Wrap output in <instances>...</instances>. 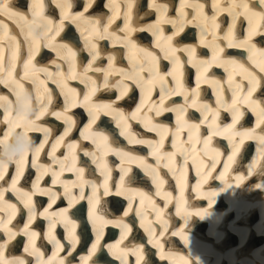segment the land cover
I'll return each instance as SVG.
<instances>
[{"label":"bare ground","instance_id":"obj_1","mask_svg":"<svg viewBox=\"0 0 264 264\" xmlns=\"http://www.w3.org/2000/svg\"><path fill=\"white\" fill-rule=\"evenodd\" d=\"M11 1L12 0H9L10 3ZM59 1L60 0H54L55 6ZM72 1L78 4L80 8L84 6V3H87V0H72ZM177 1L179 3L178 7L176 6V3L168 7L167 4L156 1L157 4L167 5V16L170 11L172 16L169 18L174 20L177 24L174 30L169 31L170 29L168 30L167 26H169L171 23H162L163 26L160 27L163 29V36L167 37L169 35H172L176 31V28L180 27L182 24L184 30L178 36L174 37L172 42L173 45L177 43L178 44L177 46L181 49L188 48L189 46L195 47L196 55L202 53L201 51L204 52L209 50L212 57L213 49L217 45H219L220 47H224L227 44V41L223 37L226 31L228 30V28L232 26V17L228 14L227 11H218L217 9H214L212 7L213 3H216L217 0L204 1L203 4L204 14H206L208 17H212L213 15H215L216 24H218L219 27L213 28L211 24V20H209L208 28L205 30V32L202 35L201 27L197 26L200 23V18L196 17V19H193V17L196 16V6L199 5L200 2H193L191 0H186V4L192 5L191 7L195 10L194 14L191 15L192 11L191 9L188 8L189 6H185L183 8V12H181L182 0H177ZM254 1L257 0H250V4L252 6H255L258 10V6ZM62 2L63 0H61V3ZM98 2H99L97 9L98 11H102L103 7L107 8L106 1H105L106 4L104 3V0L96 1V3ZM116 2L120 5V9H119L120 16L117 19H115L114 22L122 21V16L125 13V7H124L125 0H118ZM47 3L49 6L48 8L54 10L55 6L51 2V0H49ZM218 3L222 8L225 5L230 4L231 0H218ZM237 3H240V0H237ZM13 4H14V9L21 10L23 6L27 4L30 5V2L28 0H17L16 2L13 1ZM148 4L151 5V0H149ZM150 5H147L146 7L145 4L143 7L146 9H144L142 6L138 7L136 12L143 9V11L147 12L145 16L146 15L154 16L156 14V17L152 20L158 19V13L157 12L155 13L154 11L155 9ZM208 7H211L213 10ZM98 11L94 9H89L86 13H84L85 16L91 18V20L89 21H84L85 23L88 24V26L85 23H81L82 21L73 22L71 19L64 20V28H63L64 36L69 38L70 42L68 43L73 46V49L77 53H80L79 55H81L80 58L79 56L78 57L76 56V61L79 59V62L82 61V63L83 62L85 63L88 60L87 55L90 56L88 50L85 48L86 41L84 37L88 35L92 26L95 25L96 20H99V24H102L103 22H107L108 18L111 17L103 11L102 14H100V12L98 13ZM178 13L180 14V16H176ZM4 15L5 14H0V16L3 17L2 18L3 22H0L1 30H3V23L7 28L12 23H16L20 21L18 20V18L10 15H5L7 18H4ZM60 15H62L61 10H60ZM262 20L264 19H260L259 17H252V23L251 25H249L248 20H246L243 15L239 16L236 20L235 27L233 28L234 38L241 35L244 31L245 34H242V37L239 38L237 37L236 42L247 39L249 28L251 27L254 30V35L252 36L250 43L254 44L257 50H264V30L260 29V24ZM5 22H7V24ZM58 25L59 22L57 24L53 23L54 32L56 26ZM139 26H146V25H139ZM98 27L102 28V26L100 25H98ZM119 28H121V26L117 23L113 32H115V30ZM196 29H197L198 37L194 33V31L196 32ZM236 29H238V31L242 33L239 34L236 33L235 32ZM63 31H61V33H63ZM26 32L27 31L12 33L11 36H15V40L12 39L8 40L6 38L7 42H5V45H3V47H5L6 49L7 48L12 49L13 45L18 44L19 49H18L17 59L22 58V60L25 61L28 58L30 47L34 49L35 45H33V41H35L36 45H39L42 42L40 40V37H37L35 39L26 38L25 37ZM143 32L147 33L149 36L152 35V33L149 31H136L133 33L142 34ZM21 37H24V39H22ZM182 38H186L189 41L186 44L182 45V41H181ZM197 38L198 40L194 42V40H196ZM109 39L114 40L115 37L109 36L108 38H105L102 41H100V43H98V40L96 41L97 51L99 52L98 49H100V52L96 59V61L98 60V64H96L95 61L93 67L99 66L102 69H107L106 68L107 59L105 58L109 56H113L115 59L116 58L119 59L117 63L118 65H120L118 66L114 64L115 69H122L124 73L132 74V70L130 66L131 63L129 61V59L131 58L130 53L132 50H130L129 55L128 54L126 55V60L121 59L122 58L121 56H123L124 54L123 47H126L124 41L116 42L115 44H113L112 49L107 53L101 51L102 48L107 49L108 47L109 49L110 46L108 42ZM202 39H203V43L201 42ZM59 41H60L59 36H56L53 40H50L48 42L45 41V45L39 48V54L41 55L36 56L39 59H35L38 67L47 69V73H51L53 75V77L51 78H45V76H47L46 72L41 71L42 74L39 73V80H43L45 82L47 89H49L51 93L54 92V90L56 89L55 86L53 87L52 85V83H54L53 81L60 78L58 76V73H60V71L59 69H57V67L63 65L66 66L67 64V60L64 58H63L64 60L62 59L65 50L59 47L60 44H62L63 42L60 43ZM159 44L161 45L160 48L166 49V41L163 38L159 40ZM0 45L2 46V44ZM46 45H50V46H46ZM6 49L3 51V53L6 51ZM140 49L141 48L139 47H136V49H134L133 59L136 60L138 63H140L142 67L140 68L137 67L134 68L133 70L134 73L138 72L139 76L142 77L141 83H144L143 93L139 86L134 85V83H132V80H125L122 74H113L109 76L108 78L109 88H104L103 77L102 80H100L102 74L104 75L103 72L89 71L87 73V76H90L93 79H95L97 83V91L95 95L91 97L90 103L112 105V108L110 110L101 111L99 118L96 120L95 123V125H97L100 122V120L105 121L104 117H108L110 124L107 125V122L109 121L102 123V125L106 123L104 125L105 128L102 129L101 128L95 129L94 128L95 125H93L92 131L103 132L109 137V142L112 144L113 147L121 148L124 152L130 153L132 156L140 157L143 159L144 164L152 165L153 167H155L156 157L154 160H151L150 157L147 156L145 153L143 154L138 153V151L147 152L149 155L154 157L152 155V149L145 144L129 143L128 139L125 136L120 135V132L122 129L125 128L126 125H129L130 128H128L127 130L130 131L132 134H134L136 139H144V140L158 142L160 140V136L155 134L157 132L149 131L144 125L149 120L151 121V124H157V122L163 120L162 117L169 116V112H171V111H164L159 116L156 115V109L153 107V105L159 106L161 102V95H162L161 87H163L164 92H166L163 93L164 95L163 106L165 109H167L169 106H172L174 104V103L172 104L173 100L180 98V101L178 102L176 101L177 103L175 105V108L181 110L182 107L183 115L178 121L177 112H176L174 114V116H176V121H177L176 124H170L169 122L166 123V127L169 129V131L164 139L163 149L161 151L163 153H169V152L176 153L175 159L176 158L177 159L175 160L174 168L177 171V173H179V171L183 167H185L184 164L185 155L181 154V152H177L175 148H173L172 151H167V148L165 146V142L169 138V135H171L172 132H174L173 134L175 135L177 133V130L181 129L179 131V140L177 141V147L179 148L182 145L184 149H187L188 150L187 155L189 157L186 165L187 179L186 182L184 183V188H183L184 190L183 199L184 201H186V204H182V205L180 204L181 187L180 185L177 184L176 178L173 176L172 172H170L168 168L163 167V164L167 163V157H165L161 161V167L159 168V172L161 177L165 180V184L163 186L164 191L172 193L171 203H167L161 196L155 195L156 186L152 183L151 177L146 174L144 165L141 164L140 160L129 162L127 157H125L123 160L121 159V157H119L118 158L119 160L116 161L115 159H113L115 155L109 154L107 157L109 168L111 169V179L109 180V186L113 189V191H115L116 187L118 186L120 177L123 174L121 171L122 167L123 168L131 167L132 171L130 173V176L126 177V183H128L130 179V183L132 187L142 191L143 193L146 194V196H151L152 200L155 201L157 208L163 209V214L158 219L157 211L153 209L149 200L145 199V206L143 209L139 207V202L137 201L138 200L140 201V196L137 195L135 196L134 202L132 204L133 212L129 213L128 216L123 217V213L127 211L128 208L127 207L126 210L124 208L126 204L128 206V200L124 196L118 197L115 195H101L104 191L102 186L104 177L100 174V170L96 167V165L92 163L91 157L90 158L89 156L84 157V155H82L83 158L79 159L81 160L79 166L84 167L85 169L84 179L86 181H92L93 183H96L100 186L97 195L101 196V198L99 204L95 206V212L98 215L108 220L119 219L123 217L124 221L128 223L129 226L132 228V231L128 233L127 237L123 240L122 243H120L121 234H122L121 228L114 227L112 224H108L103 228L101 246L102 243L105 241V238L106 240H108L107 235H109L110 238L115 237V239L112 241L109 240L106 241V245H105L106 255H108L113 262H119L120 260L118 261V259H116L114 255L108 252L107 246L120 243L121 248H123L126 245L130 247L142 246L145 253V261L147 262V264H185V262L186 264H264V145H262L259 140V136L262 134L261 130L264 129V123H260L258 125L257 115L251 112L246 107L242 109L244 111V116L236 124L235 129H233V131L244 132L245 130H248L252 133V138L244 139V143L241 148V151L237 155L235 159V163H233L229 167L227 173H225L224 169H225V165L228 163L227 158L229 155L232 154L233 148L232 145L229 143V140L226 138V136L228 135L226 133L225 135L212 137L211 147L218 149L220 152V156L216 164L215 170L212 171L211 176L208 177L207 179V182L201 185L199 192L196 188V185L200 183L201 176H197L196 178H190L191 171L194 168H195L194 172L197 175V169H196L197 167L196 164L193 163V159H192L193 155L197 156V162H199V160H203L204 165H210L212 163L211 158L209 156L204 155L203 141L209 135H211V129H209L208 124L213 119L214 111L215 110L219 111V116L216 120V124L221 129H223L227 125H230L232 123L231 121H228L226 123L221 121L223 117V115H221L222 112H225V114H227V111L221 105L224 103H228V104L231 103L235 82H241L242 87L245 90H247V88L249 87L248 81L242 80L241 76L236 75L234 77V81L230 86L228 77H229V72L232 71V69L229 68V70L226 71L225 67H219L217 66L216 63H213L212 67L207 73L210 82H203V78H202V82L200 83L199 86V96L197 98L194 97L193 94V90L196 89V87H191L193 82V79L191 80V78L193 76L197 77V69L196 67H194L193 69L189 70L187 68V65H184V73L186 70L187 71L189 70L188 71L189 76L187 77V81L190 87V88L185 87L188 93V100L187 102H185L183 95H175L174 93L171 92V90L175 89L176 86L170 87L168 85L167 82H170V80L172 79V76L166 75V73L168 72L166 73H163V71L160 72L162 75H165V82L161 84V82L157 80L156 82L159 85V87L156 83H154L153 85H148L145 83L150 79V74H149L150 67L149 69H147L148 67L146 66V64H150V63L147 62L148 60L141 58L138 52ZM227 50L229 52H232L231 53L232 55H229L232 56L230 57V59H236L242 63H245V66L253 70L257 74V76L263 77V75L257 71L258 67H256L253 64V61L248 60L249 53L244 48H228ZM149 51L152 52L153 54H157V50L154 48H150ZM58 52L60 53L59 55ZM183 52L184 51H177L175 55L179 56L180 59L183 62H185V59L183 57L185 54ZM205 58L206 57L199 58L196 59V61L198 62L201 60H207ZM115 59L114 62L116 61ZM168 59L172 70V57L169 56ZM253 60H255L257 63H261L262 61H264V58H262L261 53L259 51H254ZM91 62H92V58H91ZM160 63L164 64L165 62H160ZM87 65L88 64L85 65V68L87 67ZM80 68L81 70L84 69L82 67ZM5 69L6 66L4 65V71ZM222 69L226 72L225 77H223L224 74L222 73ZM216 70H218V72H216ZM29 77L32 78L31 76ZM79 77L84 78L85 80L87 79L86 77H84L83 71L79 72ZM76 80L80 84H86V90L88 92V84L81 83L80 79H76ZM120 80H123L124 83L129 86V91L123 99L119 98L120 93L118 88L113 86L114 82ZM194 81H195L194 85L196 86V79ZM216 81H219V85L216 84ZM263 83H264V79L261 80L260 85ZM28 84L30 87H28V90H26V92L31 96L30 104L32 107L33 102L37 101L36 100L37 88L39 87L40 90H43L44 86L35 83L36 87L32 88L34 83L32 81H28ZM68 84L69 85L73 84L70 86H73L74 88L76 87L78 88V84L76 82L74 84L69 80ZM49 86L52 88H49ZM218 87L221 90V96L219 97V99L221 100V104H217ZM149 88H151L150 92L148 91ZM157 88L160 89L155 91ZM1 89L2 87H0V90ZM137 89H140V94L136 92ZM258 89L259 87L257 88V90ZM10 90L12 91V88H10ZM76 90L80 93V99L82 101L83 96L87 92L85 93V89H83L82 87H79V89ZM257 90L253 94V98L259 100L263 99L262 94L257 92ZM32 91H34V94L31 93ZM132 92H136L135 95H132L131 94ZM96 94H99V96L95 97ZM0 96H5L7 97L8 101H11L12 115L14 117L16 115V106L18 105L16 94L12 93L11 95L9 92H3V93L0 92ZM116 96L117 99L116 100L113 99V97ZM96 98L102 103L96 102L95 101ZM194 98L196 99V106L192 107L191 105ZM62 102L63 101L60 100L58 94L54 93L53 105L55 106V108L50 110L49 107V112L56 111V108H60ZM142 102H143V106L141 107ZM0 103H5V102L0 101ZM36 104H40V103L37 101L35 105ZM205 106L212 109L213 111L212 112L206 111ZM138 107H140L141 110L139 113H137L136 119H132V113L135 112ZM190 112L193 114H200L202 116V119H195L194 117H192L193 116L192 114L191 116L189 115ZM228 112H229L230 120H232L231 112L230 111ZM68 114L71 116L74 115L73 120L75 121V126L73 128H76L78 126L79 122H76V120L81 119L82 116L88 118L91 121V117L88 115L86 108L85 107L82 108V106H76L71 108ZM121 114H123V118ZM75 115L77 116L75 117ZM205 115H207V120H205ZM29 118L31 119V117ZM190 118L192 119L194 118V119L192 120ZM250 118L251 121H248ZM2 120L3 119L0 118V121ZM60 122L63 123L62 120H57L55 116L48 114L44 115L43 117H41L40 120L36 121V123L41 125L42 127L48 128L47 125L43 124L46 123L52 125L53 128L55 127L58 128L59 131L58 130L54 131L53 129L48 128L50 130L49 140L48 143L45 145L43 151L40 153L39 160H35L34 151H32L30 148L27 150V155H26L27 166L24 169L23 177L19 180V183L17 184L18 188H22L26 191H32V188L29 187L32 186L36 182L37 177L40 176V172L42 171V169L40 168L41 165L51 168L52 171H56V172L60 171V165L54 163V158L50 155L51 147L53 144L51 142V138L54 137L58 132H60V130H62L64 125L61 124ZM20 123L22 126L24 125L23 120H21ZM118 123L120 124V127H117ZM0 125H1L0 134L2 132L7 133L8 129H5V123L0 122ZM191 125H199L198 134L192 130V128L190 127ZM174 128L176 129L174 130ZM135 129L137 131H135ZM144 129H146V131H144ZM205 129L208 130L209 135L207 134L203 136V134H206ZM16 130L22 131V136H26L28 139L32 138L33 135L37 134V136L41 138V139L39 138L40 140L38 139V141L44 140V135H45L44 132L30 131V130L25 131L24 126L22 128L20 127L15 128L14 132ZM190 132H192L191 141H189ZM12 135H10L9 137H11ZM75 138H76L75 136L70 134L69 136L65 137L64 144L65 145H67L68 143L79 144L78 142H81V144H85V146L81 147L82 149L88 151L95 150V147H91V145L88 144L90 140H85L83 139L82 136H80L77 137L78 140L75 141ZM223 139L227 141L226 143L224 141L226 145L225 148L227 149V151L229 150L227 153H226V149L220 145V143L223 142ZM3 140L4 138L0 137V141ZM239 140H240V136H236L235 141L238 142ZM15 142H17V138L16 139L14 138L13 143ZM36 142H37V138H34L33 143ZM65 147L66 146H61L57 149L55 153L56 158L63 160L65 156L69 155V149L65 153L64 151ZM193 147L195 148L194 153L192 152ZM17 148H18V144L15 147V150ZM79 149H77L78 156L80 153L83 154L82 151H80ZM243 152H245L246 154L248 153L254 154L251 160L250 158L247 160L250 161L246 165H244L242 162V159L246 160V157L245 156L243 158L240 157V155ZM18 155L12 157L14 161L15 159L18 158ZM33 164H35L36 166L35 167L32 166L30 168L29 166ZM219 166L220 169H218ZM14 167H16L15 162L8 163L6 173H9V176L11 174V170ZM36 171L39 172L37 176L34 175ZM207 171L208 168L203 167L201 169V174ZM221 175L224 176L223 180L220 179ZM6 177L7 176L5 174L4 178ZM31 177H33L34 180L32 182L28 181L30 180ZM237 177H243V179L239 181V186H237ZM216 179L219 181L218 184L215 183V181H217ZM60 180L75 181L76 174L74 172L64 171L60 176ZM52 181H53V176L51 174V171L43 175L40 179L41 188L51 189L53 193L57 194L56 202L54 204H51L50 208H49V204L51 203L50 196L34 195L32 198L33 202L35 203V211L37 215L33 223L30 225V230L39 233V236L35 240L36 248L39 249L41 252H43L44 260H47L50 257H52V254L54 252L53 244L49 242V240L47 239L49 221L46 220L42 215H40V213L44 212L45 210H47V212L49 213H54L60 211L61 209H68V216L72 220H74L78 225L76 229V234L80 239V243L76 246V251L72 253V256L67 257V259L69 260L71 259L73 264H82L80 258L87 257L89 255L91 251V246L96 241L97 234L94 228H92V224H91L92 219L91 220L89 219L90 218L89 215L90 212H89L88 219H89L90 227L92 228L90 229L94 234L93 241L88 246L89 247L88 250L85 249L82 251H78L80 245L82 244L81 237H82V233L84 232V227L83 229H81L82 223H80L81 221H79L77 216H80L79 206L83 203L86 202L88 203V198L92 196V188L91 186H85L84 188L85 199L79 200L73 206L69 207L68 197L64 194L63 185L59 182L53 184ZM192 181H196V182L192 183ZM211 182L215 183L214 185L216 186V188H214V186L210 184ZM9 186L10 184L8 183V179L6 180L4 179V183L0 185V188H8ZM191 190H194L195 193L193 194ZM79 193H80V189L78 187L72 189L73 196H79ZM214 193H218V194L213 195ZM5 199L10 201L11 203L16 204L17 207L20 209L15 219L12 220V223L11 225H9V227L13 228V230H15L16 228L22 229L24 225L27 223V215H28L27 209L22 206V203L16 198L15 195H13L11 191L5 193ZM210 200L212 201L211 205L209 202ZM163 201L164 204H162ZM178 205L180 206L179 215L177 214ZM109 207H111L112 209L111 208L109 209ZM89 208L91 210L92 206L90 205ZM137 211L146 213V218L144 220V225H145L144 227H141V216L135 214ZM197 211H200L202 213L208 212V215L205 216L204 218H201L200 216L196 215ZM187 213H191V215H187ZM0 215L3 214L0 213ZM257 217H260L259 221ZM53 219H57V217H53ZM146 228H150L152 230L153 233L152 236H150L149 232L145 230ZM57 235H61L62 237L59 238ZM55 236L57 239L61 241L62 244L65 245L66 248L65 251L59 253L60 256H65L70 245L68 244L67 231L63 224L58 223L56 225ZM129 238H131V240H129ZM64 239L65 241H63ZM6 240L7 237L2 232H0V243H4ZM27 241L28 238L24 236L22 233L18 234L15 239L8 241L6 248H10L11 249L10 252L13 251L14 254L11 253L12 255H5L4 252L5 257L9 260H11L13 257H22L28 262V264H36V256L31 254L32 249ZM157 242L159 246H157ZM25 248H28L29 251L25 252L24 251ZM184 249L187 250L190 249L188 254L182 253ZM101 252H102V247L99 253ZM77 254H79L80 256L79 259H76ZM99 255L100 254L97 253V255L93 257V259L94 258L97 259L96 260L97 264H101L99 263L100 258L98 259ZM119 264H121V261L119 262ZM128 264H135L134 256L128 257Z\"/></svg>","mask_w":264,"mask_h":264},{"label":"snow or ice","instance_id":"obj_2","mask_svg":"<svg viewBox=\"0 0 264 264\" xmlns=\"http://www.w3.org/2000/svg\"><path fill=\"white\" fill-rule=\"evenodd\" d=\"M96 0H87V3L84 5L83 12L73 14L71 9L73 7L72 0H63V2H57V7L61 9V20L59 25L56 26L55 32H53V21L48 17L43 16V0H33V3L29 5L30 9H38L31 11L32 19L29 20L28 12L21 11L19 9H14L13 5L9 2V0H0V14L10 15L13 17H18L19 20L23 21L24 24L27 26V32L25 33V37L27 38L30 35H33L35 32L36 27H42L44 29V34L47 35L48 33H52L49 36V40H53L56 36H59L61 31L64 28V20L71 19L73 22L79 21H89L91 20L90 17L84 15L90 8L93 7ZM138 0H125V13H124V26L123 28H119L115 30V32H124L125 36H115L113 40V44L117 41H124L125 46L129 47L130 50L136 49L135 42L131 39V34L136 31H149L152 35L157 37V47H161L159 44V40L163 38L166 41V49L162 48V51H165L164 59H168L169 56L172 57V70L166 73L167 76H172L173 80L175 81L176 88L171 90L172 93L175 95H183L185 102L188 100V93L184 87V62L180 59L179 56H176L175 53L177 51H186L188 53V61L187 63L192 64L193 67L197 69V77H196V89L193 90L194 97L199 96V86L202 82H210L207 76L210 68L212 67L213 63H216L219 67H225V70L228 71L229 68L232 71L229 72V83L230 86L234 81V77L236 75L241 76L242 80H247L249 87L245 90L242 87L241 82H235V86L233 88V94L231 103H224L221 106L225 108L226 111H230L232 115V123L230 125L225 126L221 129L217 124L216 120L219 116V111L215 110L213 114L212 121L208 124L209 129H211V135H209L204 141V155L209 156L212 160L210 165H204L203 160H199L197 162V156L193 155V163L196 164L197 167V175L201 176V181L196 185V188L199 192L201 185L207 182L208 177L211 176L212 171L215 170L216 164L218 162L220 152L218 149L211 147L212 137L213 136H220L228 134L226 138L229 140V143L232 145L233 151L232 154L228 156L227 160L228 163L225 165V173L229 170V167L235 163V159L237 155L240 153L241 148L244 143L245 138H252V133L248 130L244 132L233 131L235 129L236 124L240 121V119L244 116L243 108H248L251 112L257 115L258 117V125L260 123H264V101L259 99H254L253 94L256 92L257 88L260 86V82L264 77H259L257 74L251 70L249 67L245 66V63H242L236 59H230L225 57L223 54L225 52V48H244L248 53V60H252L253 64L259 68L261 73H264V61L261 63H257L253 60V53L254 51H259L261 53L262 58H264V50H257L254 44L250 43L252 36L254 35V30L250 27L248 32L247 39L241 40L239 42L235 41L233 28L235 27L236 20L239 16L243 15L246 20H248L249 25L252 23V17H259L260 19H264V0H259L260 8L257 10L255 6L250 4V0H240V3H237V0H231V3L225 5L224 7H220L218 0L216 3H213L212 7L217 9L218 11H227L228 14L232 17V26L228 28L224 35V39L227 41V44L224 47H220L217 45L213 49L212 60H201L196 61V49L195 47L189 46L188 48H179L178 46L173 45V39L175 36H178L181 32H183V25L181 24L180 27L176 28V31L167 37L163 36V29L160 27L162 23H171L173 27H176V22L170 19L167 16V5L157 4L156 0H151V7H153L158 13V19L155 24H149L146 26H132L131 18H132V11L135 5L137 4ZM107 7L112 8L113 15L108 18V26L114 22L120 16V5L116 2V0H108ZM185 6L191 7L192 5L186 4V0H182L181 3V12H183V8ZM203 4H199L196 6V17L200 18V23L197 26L201 27L202 35L205 30L208 28V22L211 20V24L213 28H218L219 25L216 24V16L213 15L212 17H208L203 12ZM39 17V20L37 19ZM99 20H96L95 25L89 31L88 35L84 37L86 44L85 48L88 50L92 62L84 68L83 74L84 78H81L77 75L76 72V56L77 52L73 49V46L69 43H62L60 44V48L64 49V55L62 58L66 59L69 65V70L67 76L63 72L58 73L59 79L54 80L53 82L56 83L61 90V94L64 96L65 100V107L61 111H52L49 112V106L52 103V96L49 89H47L45 82L43 80H39V73L44 71L47 73V69L40 68L37 65L33 64L35 57L39 54V45L35 44L33 41L34 49L30 47L29 55L27 60L23 63V78H27L31 76L32 82L37 83L39 80V85L44 86L43 91L40 88H37V95L36 100L41 104L39 109H33L30 104L31 96L26 92L24 89V85L22 83V79H15L13 77V73L16 69V60L19 45L15 44L12 46V52L8 63L7 68V78L5 79L4 76H0V83L5 84V86H9V81H11L12 91L16 94L17 103L19 104V108L16 111V115L13 117L12 115V106L11 101H8L7 97L0 96V101H4L5 103H0V107L5 109L3 120L0 121L2 123L8 124V132L4 134V140L0 141V143H4L7 141L10 135L14 133V129L17 127H21L20 121H24V128L25 131H38L44 132V140L38 147H34V158L35 160H39L40 153L43 151L45 145L48 143L50 130L48 128L42 127L41 125L37 124L36 121L40 120L41 117L44 115H52L55 116L57 120H62L66 125L67 128L64 130L63 135L59 136L55 142L52 144L51 153L50 155L54 158V163L60 165V171H52L51 168L41 165L40 168L42 171L40 172V176L37 177L36 182L32 185V191H26L22 188H18L17 184L19 180L24 175V169L27 166V150L30 147H33V142L28 139L26 136H21L20 133H15L17 138L18 148L12 152V155L9 156L8 161L0 160V180H3L4 175L7 172L8 163L13 162L12 157L17 156L18 158L15 159L16 164V171L14 177L10 181V186L8 188H0V232H2L6 237L7 240L4 243H0V264H28V262L22 257H13L11 260L7 259L4 255L5 249L7 247V242L11 241L16 238L18 234H23L28 238V244L31 246L32 255L36 256V264H73L72 260L67 259V257L72 256V253L76 251V246L80 243V239L76 234V229L78 225L74 220H72L68 216V209H61L58 212L49 213L47 210L40 213L46 220L49 221L48 223V232H47V239L51 242L54 246V252L52 257L47 260L43 259V252L36 248L35 240L39 236V233L30 230V225L36 218V211H35V203L33 202L34 195H48L51 197V203L49 204V208L51 204H54L57 199V194L53 193L51 189L41 188L40 187V179L43 175L47 174L51 171L53 176L52 183H61L64 187V194L68 197L69 207L73 206L79 200L85 199L84 196V188L85 186H91L92 188V196L88 198L89 205L92 206V210L90 211L89 215L93 222V228L96 231V241L91 246V251L87 257H81L82 264H97V262L93 259L97 255L98 252L101 251V239L103 235V228L108 225L112 224L114 227L121 228V241L127 237L128 233L132 231V228L126 223L123 217L129 215V213L133 212L132 204L134 202L135 196H140L139 207L141 209L145 206V199L149 200L153 209L157 211V218L163 214V209L157 208L155 201L152 200L151 196H146L145 193L142 191L134 188L131 186L130 179L128 183H126V177L130 176L132 171L131 167L121 169L122 175L119 180V184L116 187L115 191L109 186V180L111 179V169L109 168V163L107 157L109 154L121 157L123 160L125 157L128 158L129 162L140 160L141 164L144 165L145 172L148 176L151 177L152 183L156 186V196H161L167 203H171L172 193L164 191V184L165 180L161 177L159 168L161 167V161L167 157V163L163 164V167L168 168L170 172H172L173 176L177 180V184L181 187L180 192V204H186L184 201V183L187 179V160H188V150L184 149L181 145L179 148L177 147V141L179 140V131L175 134V139L173 140L172 147L177 150V152H181V154L185 155V167H183L179 173L174 168L175 164V152L163 153L161 150L163 149L164 139L169 131V129L162 125V124H151V121L145 123V127L149 131H155L160 136V140L158 142L144 140V139H136L135 135L132 134L127 129L130 128L129 125H126L124 129L121 130L120 135L125 136L128 139V142L131 144H145L149 148L152 149V155L156 157V166L153 167L152 165L144 164V161L140 157L132 156L128 152H124L122 149L118 147H113L112 144L109 142V137L104 134L103 132L92 131L93 125H95L96 120L99 118L101 111H107L112 108L111 104H96L90 103L91 97L95 95L97 91V83L96 80L90 76H87L89 71L93 72H103V87L109 88V76L113 74H122L125 80H132L134 83L137 84L141 88L143 93L144 91V83H141L142 77L139 76V73L127 74L124 73L122 69H115L114 67V57L109 56V64L107 69H102L99 66L93 67L95 61L99 55L97 51V40L98 39H105L108 38L110 35H115L108 33V26H104L102 28L98 27ZM23 30V29H22ZM83 35V32H82ZM3 39V37H0ZM14 39V38H13ZM203 43V39L201 40ZM50 46V45H46ZM56 50V49H54ZM3 47L0 46V73L4 72V56H3ZM139 51L144 53L143 59L149 60L150 63V79L145 83L148 85H153L157 80L163 84L165 82V75H162L159 71V64L158 58L149 51L140 49ZM60 53L58 52V55ZM31 67L32 71L29 72V68ZM143 70V69H141ZM48 78L52 77L51 73H47ZM80 79L81 83L88 84V92L83 96L81 101L80 93L73 87L68 84L69 80ZM216 84L219 85V81H216ZM114 87H117L120 93L121 99H123L128 91L129 86L124 83L123 80L116 81L113 84ZM151 91V88L148 89ZM44 93H47L45 97ZM161 102L159 106L153 105L156 109V115L159 116L164 111H176L177 112V119L182 117L183 111L182 107L181 110L173 108L169 106L167 109L163 106V99H164V88L161 87ZM217 104H221V100L219 97L221 96V90L217 88ZM46 101V102H45ZM76 106L85 107L88 115L91 117V121L89 122L88 126L81 132V136L85 140H91L92 143L95 145L94 151H88L84 149H79L83 152L84 156L91 157L92 163L96 165V167L100 170V174L104 177L103 180V193L101 195H115V196H124L128 200V208L127 211L123 213V217L119 219L108 220L103 218L102 216L98 215L95 212V206L99 204L101 196H98L99 185L93 183L92 181H86L84 179V167L79 166L80 160L77 154L78 145L76 143H68L67 145L64 144L65 137L69 136L75 126V121L73 120L72 116L69 115V111L71 108ZM143 106V102L141 103V107ZM192 107L196 106V99L194 98L192 101ZM206 111L212 112L213 110L205 106ZM141 110L140 107L136 109L135 112L132 113V119H136L137 113ZM123 118V114H121ZM31 117V119L29 118ZM126 119V118H124ZM205 120H207V115H205ZM117 127H120V124H117ZM195 133H199V125H191L190 126ZM262 134L259 136L260 143L264 145V129L261 130ZM240 136V140L238 142L235 141V137ZM192 140V132L189 133V141ZM26 141V143H25ZM61 146H66L69 149V155L65 156L63 160L55 157V153L57 149ZM192 152H195V148L193 147ZM5 155H8V150L6 146ZM67 162V163H66ZM35 167L36 165L33 164ZM203 167H207L208 171L201 174V169ZM64 171L74 172L76 174L75 181H61L60 176ZM220 179L223 180L224 176L221 175ZM243 177H237V186H239V181L242 180ZM78 187L80 189L79 196L72 195V189ZM11 191L13 195L23 204V207L27 209V223L24 225L22 229L9 227L11 225L12 220L15 219L16 215L20 211L16 204L11 203L10 201L5 199V193ZM218 193H214L213 195H217ZM210 205L212 201L210 200ZM136 215L141 216V227H144V220L146 218V213H142L137 211ZM177 214H180V206L177 207ZM207 212H200L197 211L196 215L203 218L207 215ZM187 215H191V213H187ZM53 217H57V219H53ZM60 223L63 224L66 231H67V240L68 244L70 245L69 249L67 250L65 256H60L59 253L65 251V245L61 243L59 239L55 236V228L56 225ZM187 223V221H186ZM146 231L149 232V235L152 236V230L150 228H146ZM120 243L115 245H108L107 250L109 253L114 255L116 259L121 261V264H128V257L134 256L135 257V264H147L145 261V253L142 246L138 247H130L124 246L123 248L120 247ZM157 246L158 242H157ZM25 252L29 251L28 248L24 249ZM186 264V262H185Z\"/></svg>","mask_w":264,"mask_h":264},{"label":"water","instance_id":"obj_3","mask_svg":"<svg viewBox=\"0 0 264 264\" xmlns=\"http://www.w3.org/2000/svg\"><path fill=\"white\" fill-rule=\"evenodd\" d=\"M79 207H80V216H77V218L81 221V223H82L81 229H83V227H84V232H85V233L84 232L82 233V237H81L82 244L80 245V248H82V247H85L91 243L92 236L90 233V228L88 226L87 214H86V210H85L86 209V203L81 204ZM84 242H85V244H84ZM104 248L105 247H103V249H102L103 255L105 253ZM100 256H102V255H100Z\"/></svg>","mask_w":264,"mask_h":264},{"label":"clouds","instance_id":"obj_4","mask_svg":"<svg viewBox=\"0 0 264 264\" xmlns=\"http://www.w3.org/2000/svg\"><path fill=\"white\" fill-rule=\"evenodd\" d=\"M207 213H208V212H207ZM207 215H208V214H207ZM207 215H205V216H207ZM205 216H204V217H205ZM204 217H203V218H204Z\"/></svg>","mask_w":264,"mask_h":264}]
</instances>
